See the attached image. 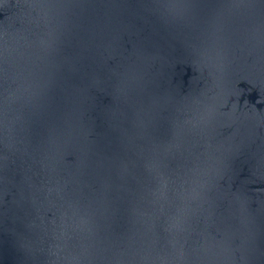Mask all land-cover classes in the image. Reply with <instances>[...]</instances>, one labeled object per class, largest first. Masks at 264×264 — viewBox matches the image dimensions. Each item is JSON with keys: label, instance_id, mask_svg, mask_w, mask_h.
I'll use <instances>...</instances> for the list:
<instances>
[{"label": "water", "instance_id": "95a60500", "mask_svg": "<svg viewBox=\"0 0 264 264\" xmlns=\"http://www.w3.org/2000/svg\"><path fill=\"white\" fill-rule=\"evenodd\" d=\"M0 264H264V0H0Z\"/></svg>", "mask_w": 264, "mask_h": 264}]
</instances>
